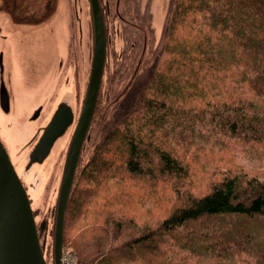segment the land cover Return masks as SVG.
Returning <instances> with one entry per match:
<instances>
[{
	"label": "trees",
	"instance_id": "obj_1",
	"mask_svg": "<svg viewBox=\"0 0 264 264\" xmlns=\"http://www.w3.org/2000/svg\"><path fill=\"white\" fill-rule=\"evenodd\" d=\"M101 108L66 215L65 231L95 217L72 242L77 264H264V174L224 168L198 190L192 164L232 141L264 160V0H171L158 50ZM123 178L171 187L153 222L130 213Z\"/></svg>",
	"mask_w": 264,
	"mask_h": 264
},
{
	"label": "rangeland",
	"instance_id": "obj_2",
	"mask_svg": "<svg viewBox=\"0 0 264 264\" xmlns=\"http://www.w3.org/2000/svg\"><path fill=\"white\" fill-rule=\"evenodd\" d=\"M170 1L171 0H131V5L138 13V16L145 20L144 32L150 39L152 49L160 41L162 36V33L159 35L158 32L160 31L162 21L165 22L167 12L170 8ZM9 2L10 22L0 21V26L4 29L2 32L3 34H13L14 31L12 26L14 22L11 17V13L14 12V10L11 0H9ZM22 5V12H17L15 14L20 21H22L20 19L22 13L27 18L43 20L50 17L58 7H60L59 11L61 12L59 16L55 15L50 19L48 18L36 26L28 25L26 30L18 32L15 37H12L8 42L0 41V52L4 51V78L7 85H9V81H11L14 93V95L11 94L14 102L13 111L11 110L9 114H6L0 109V135L20 175L24 178L26 186L29 188L33 207L37 213L36 218L38 226L44 221L47 222V226L41 234V243L44 246V253L48 263L54 264L55 214L69 144L86 94L87 88L85 89L84 80L93 54V29L91 27V35L88 27L90 17L86 15L88 12L83 1L75 3V0H24V4ZM25 11L27 12L25 13ZM75 11H79L80 20L76 15L75 17L73 16ZM28 12H30V14ZM61 14L63 16H61ZM72 16L74 17L73 20H75L73 28L71 26ZM62 21L67 22V26L69 27H67V29H69L70 35L66 34V38H73V41L67 40L68 43H65L67 44V48H65L67 49V53L63 55H61V53L64 52L62 48V31L64 23ZM77 21H80V23ZM128 28L132 29L129 26ZM117 42L116 45L118 48L120 45L122 46L121 41L117 40ZM70 55H76L75 57H77V64L73 66V68L69 66ZM166 59L168 58L166 57ZM60 61L62 67L59 74L61 76L66 74L68 68L70 72H75L76 69H78V72L73 78L72 76L74 73L69 72L68 76L65 75L64 78H62L63 82L61 79H58L60 81L57 82L56 88H58L61 82L62 86L57 92L55 103L61 100L63 95L67 98V93H72L73 88H69L68 84L70 85L72 81L78 83V81L81 82L82 80L81 100H79L77 106H74L75 125L71 128V131L55 145L50 157L43 164L34 165L28 170L29 153L32 149L29 148L28 144L38 132L39 128H41L40 126L48 122L51 112L55 108V103H53L50 98L52 94L50 83L51 78H55L56 69L60 68ZM158 70H164L163 64L159 66ZM106 77L105 75L104 82H106L101 91L103 98L101 114L108 118V115L112 112L114 106L128 86L130 79L124 78L125 80L123 79L122 81L119 79H106ZM46 92L47 95L45 99L44 95ZM35 106L36 108L45 106V108L41 117L36 121H32L31 114L36 110L35 108L34 111H32ZM99 121L98 118H95L96 124L93 122L92 129L89 133V139H87L85 143L82 153L84 162H86L96 150V145L101 136L100 127L102 124L99 125ZM212 148L213 150H210ZM212 148H206L202 158L199 160L192 159L195 175L194 180L198 190L204 189L206 182L210 178L219 176L218 170L224 168H233L237 171L244 169L249 173L261 171L264 174V160L257 158L254 153L246 148L245 144L232 141L228 149H222L217 146H213ZM204 165H209L210 168L203 171L202 168ZM117 179H119V177ZM124 180L125 181L122 182L132 184L125 186V183L124 186L126 188L123 186L125 190L132 192L134 196L129 197L130 205L127 207L133 210V213H130L135 215L141 223H145V221L148 223L153 222L155 217H157L162 210L160 203L167 204L165 202V197L170 192L171 187L166 186L165 183H158L155 187H152L149 183L141 185L138 184V181ZM133 185L136 188L146 189L145 192L142 193L145 197V201L142 202L135 196V191L137 189L129 188ZM147 190L149 192H146ZM93 218H95L94 215H89L86 219H77L73 223V226L67 228L65 231L64 243L66 252L74 254V251H72L73 240L81 234L84 227L92 223ZM167 261L173 264V262H170L166 257L161 260V262ZM188 264L202 263H197L193 259H189ZM205 264L248 263L242 262L241 260L224 262L216 258L209 259Z\"/></svg>",
	"mask_w": 264,
	"mask_h": 264
},
{
	"label": "water",
	"instance_id": "obj_3",
	"mask_svg": "<svg viewBox=\"0 0 264 264\" xmlns=\"http://www.w3.org/2000/svg\"><path fill=\"white\" fill-rule=\"evenodd\" d=\"M11 3L14 10L11 13L12 20L15 23L12 24L14 31L13 34L8 32L10 38L1 42L10 41L18 32L26 30L28 25L36 26L46 19L27 18L22 13L20 18L22 21H20L15 14L22 12L24 0H19L18 3L15 0H11ZM90 3L93 15L92 65L82 109L69 144L59 190L54 227V264H63L67 209L78 170L80 155L94 116L105 67L106 34L103 17L98 0H90ZM59 9L60 7L51 14L50 18L55 15L59 16V13H61ZM28 13L30 14V12ZM62 14L61 16H63ZM62 22L64 23L62 31V48L64 52L61 55L66 53L67 44L65 43H68V38H66L67 22ZM4 71L3 51L0 55V74L2 75L0 79V108L4 113L9 114L14 107L12 98L14 93L11 81H9V85L5 81ZM53 79L51 78L50 83L52 93L54 87ZM46 95L47 92L44 95L45 99ZM74 103H76L74 91L67 93V98L63 95L62 99L56 102L48 122L39 128L28 144L29 148H32L29 153L28 170L34 165L43 164L50 157L55 145L71 131L75 123L74 106L76 104ZM35 108L36 106L32 111ZM44 108L45 106L37 107V110L31 114V120H38ZM45 224L46 222L44 221L40 226L41 233L45 228ZM38 230L30 193L0 138V264H48L42 250Z\"/></svg>",
	"mask_w": 264,
	"mask_h": 264
},
{
	"label": "flooded vegetation",
	"instance_id": "obj_4",
	"mask_svg": "<svg viewBox=\"0 0 264 264\" xmlns=\"http://www.w3.org/2000/svg\"><path fill=\"white\" fill-rule=\"evenodd\" d=\"M15 1L16 3H18L19 0H15ZM80 1H83L85 8L87 9L88 12V14L86 15H89L90 17V22L88 21V27L92 35L93 15H92L90 0H75V3H79ZM98 3L102 13L104 29L106 34V59H105L104 73H103L101 89H100L97 105L99 102L103 104L101 91L104 83L106 82V81L104 82L105 75L107 76L106 79L111 78L117 80L119 79L122 81L124 78L132 79L134 75L138 76L140 74L144 62L149 60V58L153 56V54L158 50L157 48L158 43L154 46L153 49L151 48L152 46L150 45L151 44L150 39L149 37L146 36V33L144 32L145 20H143L138 16V13L131 5V0H98ZM9 5H10L9 0H0V12H1L0 21L10 22V18H9L10 8L8 7ZM75 15L80 20L79 11H75L73 16L75 17ZM73 16L71 18L72 28L74 27V22H75V20H73L74 18ZM48 18L50 19V17ZM77 22L80 23V21ZM128 26L134 30L129 29ZM3 30L4 29L2 28V26H0V41H6L10 38L9 34L2 33ZM66 34L70 35L69 29H67ZM68 40L73 41V38ZM117 40L121 41L122 43V46L120 45L119 48L116 45ZM1 53L2 51L0 52V55ZM66 53H67V49H66ZM75 56L74 55L69 56V66H71L72 68L77 64V57ZM91 64H92V56L88 65L87 75H85V80H84L85 89L88 86V82L90 78ZM61 67L62 64L60 61V68L56 69V79L54 78L53 80L54 87L51 96V100L53 103H55L57 92L58 90H60L62 86V82H63L62 78H64L65 75L68 76L70 72L68 68L66 74L61 76L59 74ZM77 72L78 69H76L75 72H70V73H74L72 78L76 76ZM1 77L2 75L0 74V79ZM58 79H61L62 82L60 83L58 88H56V85L58 84L57 82L60 81ZM81 84H82V80L81 82L78 81V83L77 82L74 83L72 81L70 85L68 84L69 88L70 87L73 88L77 102L76 106L77 104H79V100H81ZM35 215L37 217L36 212ZM42 248L44 251L43 244H42Z\"/></svg>",
	"mask_w": 264,
	"mask_h": 264
},
{
	"label": "built area",
	"instance_id": "obj_5",
	"mask_svg": "<svg viewBox=\"0 0 264 264\" xmlns=\"http://www.w3.org/2000/svg\"><path fill=\"white\" fill-rule=\"evenodd\" d=\"M64 264H75V261L71 255L66 254L64 257Z\"/></svg>",
	"mask_w": 264,
	"mask_h": 264
}]
</instances>
